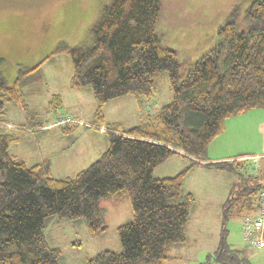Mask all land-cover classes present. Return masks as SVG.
<instances>
[{"label": "trees", "instance_id": "16d2710c", "mask_svg": "<svg viewBox=\"0 0 264 264\" xmlns=\"http://www.w3.org/2000/svg\"><path fill=\"white\" fill-rule=\"evenodd\" d=\"M160 16L161 0H110L90 28L89 42L66 49L73 70L70 87L90 86L95 101L94 124L81 127L101 128L104 105L116 98L149 99L163 74L172 92V100L141 124L104 127L107 149L73 177L55 178L46 163L28 167L10 155L17 138L0 120V264H59L60 250L46 240L49 223L81 220L89 233L102 234L106 223L100 201L113 197L131 207L132 218L116 229L120 250L100 251L83 264H163L172 259L174 246L186 242L194 206L193 195L183 189L189 170L201 165L241 180L242 173L248 178L264 174V169H240L243 156L207 161L208 147L225 131L228 118L264 111V0H251L244 30L239 29V8H233L215 45L193 63L162 44ZM39 65L19 71L11 86L0 71V115L8 105L26 110L21 81ZM56 105H49L50 122L60 114ZM174 155L189 160L188 167L173 177L155 178L154 170ZM244 184L229 190L219 248L201 264H249L225 238L230 216L243 217L257 207L263 184Z\"/></svg>", "mask_w": 264, "mask_h": 264}, {"label": "rangeland", "instance_id": "374dc122", "mask_svg": "<svg viewBox=\"0 0 264 264\" xmlns=\"http://www.w3.org/2000/svg\"><path fill=\"white\" fill-rule=\"evenodd\" d=\"M109 1L0 0V71L8 85L11 86L19 77V71L31 70L40 63L34 69L38 71L21 81L26 110L8 105L0 115L6 131L17 138L8 151L28 167L46 163L55 178L73 177L108 147L107 134L78 126L73 135L78 137L83 133L85 137L64 152L63 149L72 141L71 136L63 135L61 128L46 130L50 123L46 115L52 108L49 105L57 103L54 107L58 112L71 118L74 116L86 125L94 122L95 101L91 87H70L73 70L66 49L89 42V30ZM250 4L251 0H161L157 26L161 42L174 50L181 61L193 63L215 45L217 31L235 7L240 10L239 29L244 30L245 13ZM171 100L172 92L167 76L163 74L149 99L141 97L139 100L125 95L110 101L104 107L105 123L102 127L129 129L155 115ZM37 121L45 127H39ZM113 123H120L124 128H117ZM81 156L84 158L77 161ZM261 159L259 157L255 161L260 163ZM189 164L186 158L174 155L158 166L153 176L173 177ZM260 164L263 169V162ZM248 172L253 173V170ZM242 175L250 187L263 184L257 196L264 191V174L255 178L254 175L253 178ZM244 180L234 173L201 167H194L186 173L183 189L194 197L186 242L174 246L172 259L163 264H201L219 248L224 223L222 208L229 190L245 185ZM100 208L106 223V231L102 234L89 233L81 220H53L49 223L45 231L46 240L51 247L60 250L59 264H83L100 251L120 250L116 229L132 218L130 204L125 199L113 197L101 200ZM243 217L230 216L227 220L226 243L242 250L249 264H264V247L255 249L244 245L241 234Z\"/></svg>", "mask_w": 264, "mask_h": 264}, {"label": "crops", "instance_id": "0c3cea01", "mask_svg": "<svg viewBox=\"0 0 264 264\" xmlns=\"http://www.w3.org/2000/svg\"><path fill=\"white\" fill-rule=\"evenodd\" d=\"M108 103H106L104 107ZM104 113H105V108H103V114ZM47 118L49 119L50 116H48ZM72 118H74L75 120L77 119V121L79 120L74 116ZM113 124H116V127L119 126L120 128H124L120 123H113ZM78 126L79 125L76 124H62L53 128H48V129L46 128V130L61 128V133L63 135L71 136L73 142L71 141V143L65 149H63V151L65 150L64 152H67L71 150L73 147H75L78 141L82 137H85L86 135L83 133L79 134L78 137L73 135V132L77 129ZM92 131L96 133L98 132L97 130H92ZM68 148L70 149L68 150ZM239 156H243V157L245 156L249 158L248 162H244L242 158L238 159L240 161V163H238L240 169L241 167L245 166V164L248 165L251 162H254L255 161L254 158L256 157H261L262 158L261 161L264 164V111L261 109H254L242 115L228 118V120H226L225 122V131L222 134H220L218 137H216L208 147L207 161L212 163L227 161V160L232 161L234 159H237ZM82 158H84V156L77 157V161ZM196 167H201L202 169L205 170H212V169H206L201 165H198Z\"/></svg>", "mask_w": 264, "mask_h": 264}, {"label": "built area", "instance_id": "2783aa9c", "mask_svg": "<svg viewBox=\"0 0 264 264\" xmlns=\"http://www.w3.org/2000/svg\"><path fill=\"white\" fill-rule=\"evenodd\" d=\"M62 124H76L83 125V122H79L67 115L62 113L54 115L52 117V121L47 125V128H53ZM88 127L92 130H97L100 133H105V129L103 127L96 128L94 126L88 125ZM259 157L254 158L258 159ZM244 160H248V157H243ZM260 163L254 161L249 166H244V170L246 172L252 171L256 172L261 169ZM264 191H261L258 195V203L255 211L244 216L241 219V234L243 241L252 248L262 249L264 247Z\"/></svg>", "mask_w": 264, "mask_h": 264}]
</instances>
